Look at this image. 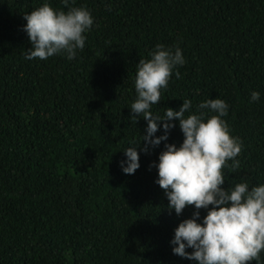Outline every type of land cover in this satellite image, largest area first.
<instances>
[{
  "label": "trees",
  "instance_id": "16d2710c",
  "mask_svg": "<svg viewBox=\"0 0 264 264\" xmlns=\"http://www.w3.org/2000/svg\"><path fill=\"white\" fill-rule=\"evenodd\" d=\"M44 2L0 0V264H195L170 243L195 209L169 211L155 183L164 144L183 142L178 121L166 142L140 152L135 174L120 167L147 127L129 109L137 64L158 44L179 47L186 63L153 114L184 99L193 112L224 100L242 150L239 167L223 169V187L264 183V0H75L70 7L94 19L84 49L72 60H26L23 17ZM252 91L259 101L250 102Z\"/></svg>",
  "mask_w": 264,
  "mask_h": 264
},
{
  "label": "clouds",
  "instance_id": "9594fccd",
  "mask_svg": "<svg viewBox=\"0 0 264 264\" xmlns=\"http://www.w3.org/2000/svg\"><path fill=\"white\" fill-rule=\"evenodd\" d=\"M67 11L51 6L48 0L42 6L24 15L31 48L25 59L47 60L54 55L75 58L77 50L85 47L86 36L94 19L84 7H70L75 0H63ZM150 59H140L136 68L134 87L136 98L130 105L134 115L147 121L145 134L139 144L130 142L123 150L126 157L120 162L125 174H135L140 168V152L147 153L169 138L178 121L183 142L164 144L158 156V178L155 183L164 190L169 211L180 216L188 206L194 207L191 218L184 219L174 230L172 252L195 264H261L264 252V183L249 186L242 181L223 187V169L231 161L233 170L239 167L242 143L230 134L223 117L229 105L220 98L208 99L192 111L191 100L184 99L179 110L167 108L163 116L154 115L152 106L161 101V90L168 87L173 71L186 61L182 50L158 44L149 53ZM177 78L179 71H175ZM260 100V93L252 91L250 102ZM207 110V112L203 111ZM186 113H189L186 115ZM214 113V114H211ZM162 129L163 134L156 133ZM211 206V207H210ZM207 210L201 219L200 210ZM186 249H192L191 252Z\"/></svg>",
  "mask_w": 264,
  "mask_h": 264
}]
</instances>
